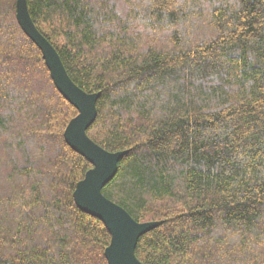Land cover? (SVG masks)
Instances as JSON below:
<instances>
[{
  "label": "trees",
  "instance_id": "16d2710c",
  "mask_svg": "<svg viewBox=\"0 0 264 264\" xmlns=\"http://www.w3.org/2000/svg\"><path fill=\"white\" fill-rule=\"evenodd\" d=\"M69 78L98 94L88 138L124 151L102 195L142 264H264V0H26ZM77 111L0 0V264H108L81 212Z\"/></svg>",
  "mask_w": 264,
  "mask_h": 264
},
{
  "label": "water",
  "instance_id": "95a60500",
  "mask_svg": "<svg viewBox=\"0 0 264 264\" xmlns=\"http://www.w3.org/2000/svg\"><path fill=\"white\" fill-rule=\"evenodd\" d=\"M16 20L24 34L37 46L59 94L77 111L66 126V144L92 166L74 189L77 208L100 220L111 240L104 251L108 264H142L135 256L139 238L158 227V222L138 223L120 206L106 199L102 189L115 177L125 152H108L94 144L86 131L96 119L98 94H87L69 78L57 52L32 22L26 0H16Z\"/></svg>",
  "mask_w": 264,
  "mask_h": 264
},
{
  "label": "rangeland",
  "instance_id": "374dc122",
  "mask_svg": "<svg viewBox=\"0 0 264 264\" xmlns=\"http://www.w3.org/2000/svg\"><path fill=\"white\" fill-rule=\"evenodd\" d=\"M54 84V83H53Z\"/></svg>",
  "mask_w": 264,
  "mask_h": 264
}]
</instances>
